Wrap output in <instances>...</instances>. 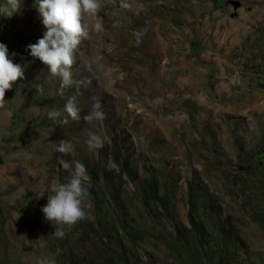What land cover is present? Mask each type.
Here are the masks:
<instances>
[{"label": "rangeland", "instance_id": "374dc122", "mask_svg": "<svg viewBox=\"0 0 264 264\" xmlns=\"http://www.w3.org/2000/svg\"><path fill=\"white\" fill-rule=\"evenodd\" d=\"M18 2L0 0V43L25 71L0 108V264H264V0H98L63 96L27 47L45 31L34 0ZM139 68L151 86L117 93ZM73 95L81 119L61 125ZM94 100L106 118L86 124ZM61 139L90 193L73 225L36 196L69 177Z\"/></svg>", "mask_w": 264, "mask_h": 264}, {"label": "clouds", "instance_id": "9594fccd", "mask_svg": "<svg viewBox=\"0 0 264 264\" xmlns=\"http://www.w3.org/2000/svg\"><path fill=\"white\" fill-rule=\"evenodd\" d=\"M9 2L14 10H19L18 0H9ZM34 6L45 31L36 43L27 47L32 57L38 58L46 65L53 77L59 78V92L63 96V90L73 84L71 69L74 64V52L81 39L88 35L87 28L82 23V14L95 15L99 3L98 0H34ZM11 15L6 14V16ZM12 55L15 56V53ZM18 79H25L24 67L14 63L9 57L7 45L0 43V106H3L6 91L11 90L13 83ZM37 91L42 92V87L37 85ZM64 112L67 116L60 121L61 125L68 122V117L76 121L81 119L75 95L67 99ZM47 115L50 119L56 120L61 113L52 110L48 111ZM105 118L101 104L98 100H94L90 112L84 115L83 120L86 124H92ZM87 134L86 143L90 148L103 147L104 140L100 134L91 130ZM71 148L70 142L64 139H61L55 147V151L61 154L57 156V162L70 173L66 182L53 180L36 195L43 198L47 193V203L42 206L41 211L44 219L52 225L53 222L57 225H73L86 216L82 207L83 201L90 195L85 186L86 169L79 161L69 163L63 158L70 153ZM58 234L62 235L60 232Z\"/></svg>", "mask_w": 264, "mask_h": 264}, {"label": "bare ground", "instance_id": "6f19581e", "mask_svg": "<svg viewBox=\"0 0 264 264\" xmlns=\"http://www.w3.org/2000/svg\"><path fill=\"white\" fill-rule=\"evenodd\" d=\"M139 69L141 71V74H139L138 69H134V70H131L132 72L129 71L127 74L122 75L123 76L122 78L114 77V79L112 80V85H113V87L116 88V90L118 89L117 93L121 92V90H124L126 88V85L128 83H130L131 81H132V83L133 82L138 83L137 85H139L140 87L141 86L143 87L145 85H148L149 87L151 86L152 83L150 80V76L148 74H146L145 72H143L144 69H142V68H139ZM159 77H160V75H159ZM164 92H165V90L161 93V95L163 98L166 99L167 95ZM118 97L120 98L119 94H118Z\"/></svg>", "mask_w": 264, "mask_h": 264}, {"label": "crops", "instance_id": "0c3cea01", "mask_svg": "<svg viewBox=\"0 0 264 264\" xmlns=\"http://www.w3.org/2000/svg\"><path fill=\"white\" fill-rule=\"evenodd\" d=\"M13 95H14V94H13ZM14 99H15V102H16V103H19V104H20L21 94L15 92ZM10 106H11V105H10ZM3 107H4V106H0V108H3ZM8 109H9V108H8Z\"/></svg>", "mask_w": 264, "mask_h": 264}]
</instances>
